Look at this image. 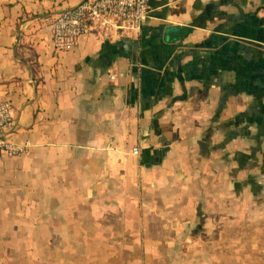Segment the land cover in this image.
<instances>
[{
	"label": "crops",
	"instance_id": "1",
	"mask_svg": "<svg viewBox=\"0 0 264 264\" xmlns=\"http://www.w3.org/2000/svg\"><path fill=\"white\" fill-rule=\"evenodd\" d=\"M77 4L0 0L2 138L31 146L0 157V264H147L171 235L191 252L166 264H257L264 0H151L139 34L56 52Z\"/></svg>",
	"mask_w": 264,
	"mask_h": 264
},
{
	"label": "built area",
	"instance_id": "2",
	"mask_svg": "<svg viewBox=\"0 0 264 264\" xmlns=\"http://www.w3.org/2000/svg\"><path fill=\"white\" fill-rule=\"evenodd\" d=\"M151 13V0H78L76 6L50 22L52 47L56 52H66L89 36L105 42L137 35ZM13 113L9 102H0V157L4 158L24 156L31 148L29 143L14 144L2 138L12 124ZM132 153L137 155L138 149Z\"/></svg>",
	"mask_w": 264,
	"mask_h": 264
},
{
	"label": "rangeland",
	"instance_id": "3",
	"mask_svg": "<svg viewBox=\"0 0 264 264\" xmlns=\"http://www.w3.org/2000/svg\"><path fill=\"white\" fill-rule=\"evenodd\" d=\"M243 157L248 158V156H243ZM255 181H256L255 182L256 183V186L258 188L262 187V185H263L262 182L263 181H258V180H255ZM247 187H248V179L246 178V180L243 181L242 185H240V188H241L240 189V192L243 193L244 191H247L248 190ZM240 198H241V203H242L243 197L241 196ZM239 199H237V200H239ZM225 202H226V207H227V209L225 210V218H226V220H228V221H231V220L232 221H234V220H240L241 222H244L245 219L248 220V214L247 213L244 212V213H242L240 215V217H238L239 215H237L236 210H232L233 205L236 204V203L232 202L229 199H226ZM227 232H228V236L227 237H230L231 238V237L234 236L232 239L238 240V235H237L236 228L235 229H231V228L229 229V228H227ZM260 236H262V233H261ZM241 237H242V241H244L246 238H248V232H247V230H244V233H243V229L241 230ZM170 238H171V240L167 239L168 242L166 244H162L161 246H159L160 249H157L158 246H154L155 247V253L156 254L153 257H151L152 259H150V261L148 260V257H146V263L147 264H161V263L162 264H166L165 263L166 262L165 259L167 257L170 258L171 257V254H173L174 251L176 253H181V254H186L187 252H189V253L191 252L190 249H189V247H188V245L187 244H184V242L183 243H178V244H176V243L173 242V240L175 238V235H171ZM263 240L264 239H260L259 246L261 248L257 249L256 253H253V250L250 251L248 249V245H245V246L242 245L243 246V252L244 253H251V254H255V256H257V255L258 256H262L261 259L257 262V264H264V261H263V256H264V241ZM247 244H249V243H247ZM250 244H252V239L250 241ZM146 249L147 250L148 249L149 250H152V247H147ZM224 250L226 252H232V246H230V249L229 250H227V249H224ZM259 250H261V251H259ZM145 253H147V251ZM160 258H163V259L160 261Z\"/></svg>",
	"mask_w": 264,
	"mask_h": 264
},
{
	"label": "trees",
	"instance_id": "4",
	"mask_svg": "<svg viewBox=\"0 0 264 264\" xmlns=\"http://www.w3.org/2000/svg\"><path fill=\"white\" fill-rule=\"evenodd\" d=\"M182 31L185 32L184 35L186 36V35H188L191 32V29L190 28H186V29H182Z\"/></svg>",
	"mask_w": 264,
	"mask_h": 264
}]
</instances>
